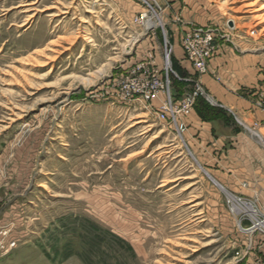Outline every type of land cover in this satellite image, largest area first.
<instances>
[{
	"label": "rangeland",
	"instance_id": "obj_1",
	"mask_svg": "<svg viewBox=\"0 0 264 264\" xmlns=\"http://www.w3.org/2000/svg\"><path fill=\"white\" fill-rule=\"evenodd\" d=\"M164 3L0 0V264L264 263V230L246 233L250 213L184 136L120 96L135 64L172 49ZM200 7L196 26L264 63V0ZM169 57L171 91H193ZM235 196L263 218L264 198Z\"/></svg>",
	"mask_w": 264,
	"mask_h": 264
},
{
	"label": "crops",
	"instance_id": "obj_2",
	"mask_svg": "<svg viewBox=\"0 0 264 264\" xmlns=\"http://www.w3.org/2000/svg\"><path fill=\"white\" fill-rule=\"evenodd\" d=\"M165 3L172 56L185 71L184 81L197 82L205 94L185 118V142L211 171L212 179L229 193L264 198V136L252 128H264V111L256 104L264 87L263 58L243 52L233 42H220L206 71L197 72L184 56L180 37L190 24L199 26L204 19L198 13L201 0ZM176 14L182 24L174 21ZM152 103L158 104L156 100Z\"/></svg>",
	"mask_w": 264,
	"mask_h": 264
},
{
	"label": "built area",
	"instance_id": "obj_3",
	"mask_svg": "<svg viewBox=\"0 0 264 264\" xmlns=\"http://www.w3.org/2000/svg\"><path fill=\"white\" fill-rule=\"evenodd\" d=\"M158 1L141 0L146 10L151 9L155 13L158 10L157 14H160L162 8L158 5ZM146 13L147 11L142 13L140 17L145 18ZM220 42L232 43L231 38L222 32L193 25L184 31L180 37V46L185 58L194 70L200 73L206 71L208 61L216 55ZM170 52L167 48L165 49L161 66H157L154 59L135 64L126 75L125 85L120 88V96L127 100L137 97V100L140 99L147 103L156 100L158 102L157 106H154L156 118L173 127L183 139L186 130L185 118L193 110L196 98L203 91L198 83H196V88L193 91H184L181 95L171 91L170 73H173V70L169 57ZM149 57L151 58L152 55ZM176 77L179 79L178 76ZM256 104L264 111V88L258 94ZM229 200L232 201L231 204L237 213H250L252 220L251 225L245 229L247 234L252 235L258 230H264V227L256 225L258 222H264V216L262 219L258 218L257 210L252 203H247L233 194L229 195Z\"/></svg>",
	"mask_w": 264,
	"mask_h": 264
},
{
	"label": "bare ground",
	"instance_id": "obj_4",
	"mask_svg": "<svg viewBox=\"0 0 264 264\" xmlns=\"http://www.w3.org/2000/svg\"><path fill=\"white\" fill-rule=\"evenodd\" d=\"M247 2V1H246ZM249 2V1H248ZM256 4V3H255ZM244 6H246V7H251V8H253V6H254V2H249V3H245V5ZM252 12H257V10H254V11H252ZM255 18H257V19H259L260 20V17L258 16V15H256L255 14V16H254ZM259 17V18H258ZM262 20H260V22H261ZM263 134L262 133H260V136H262ZM216 182V181H215ZM220 187L222 188V186L220 185ZM220 188V189H221ZM223 190H224V188H222ZM251 211V210H250ZM258 227H264V222H258L257 224H256Z\"/></svg>",
	"mask_w": 264,
	"mask_h": 264
},
{
	"label": "trees",
	"instance_id": "obj_5",
	"mask_svg": "<svg viewBox=\"0 0 264 264\" xmlns=\"http://www.w3.org/2000/svg\"><path fill=\"white\" fill-rule=\"evenodd\" d=\"M178 80L175 79V82H177ZM201 100V98H197L196 102H195V106L197 105V103ZM212 111L216 110V111H220L219 109H215V108H210Z\"/></svg>",
	"mask_w": 264,
	"mask_h": 264
}]
</instances>
